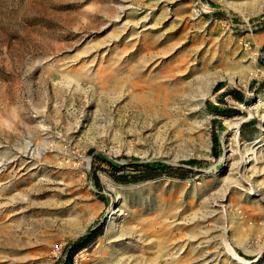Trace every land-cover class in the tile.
Segmentation results:
<instances>
[{"label":"rangeland","instance_id":"374dc122","mask_svg":"<svg viewBox=\"0 0 264 264\" xmlns=\"http://www.w3.org/2000/svg\"><path fill=\"white\" fill-rule=\"evenodd\" d=\"M0 166V264H264V0H0Z\"/></svg>","mask_w":264,"mask_h":264},{"label":"trees","instance_id":"16d2710c","mask_svg":"<svg viewBox=\"0 0 264 264\" xmlns=\"http://www.w3.org/2000/svg\"><path fill=\"white\" fill-rule=\"evenodd\" d=\"M227 93L231 94L236 98H241L238 94L234 93L232 90H227ZM99 157L105 158L111 161L105 154L99 152L97 153ZM101 230V224L97 222L92 226H88L83 232L77 234L74 237L69 238L62 246L61 254L56 264H72L71 257L80 247H82L86 242L93 239Z\"/></svg>","mask_w":264,"mask_h":264},{"label":"bare ground","instance_id":"6f19581e","mask_svg":"<svg viewBox=\"0 0 264 264\" xmlns=\"http://www.w3.org/2000/svg\"><path fill=\"white\" fill-rule=\"evenodd\" d=\"M250 149V148H249ZM248 150V149H247ZM250 153V152H249ZM252 153V152H251ZM256 154V153H255ZM253 156V155H252ZM256 156V155H255ZM245 158V157H244ZM249 158H251V155H250V157ZM253 159H255V158H253ZM1 167V166H0ZM240 186V185H239ZM223 197V196H222ZM222 199V198H221ZM215 206H216V204H215ZM218 206V205H217ZM222 218H225V212H222ZM226 242V241H225ZM225 246H226V248H227V250L229 251V253L235 258V260L238 262V263H240V258H238L237 257V255L234 253V251H232V249L231 248H229V245L227 244V243H225ZM229 249H231V250H229Z\"/></svg>","mask_w":264,"mask_h":264}]
</instances>
